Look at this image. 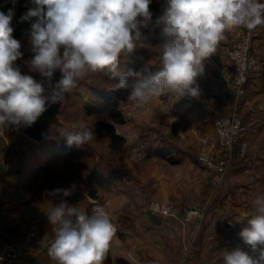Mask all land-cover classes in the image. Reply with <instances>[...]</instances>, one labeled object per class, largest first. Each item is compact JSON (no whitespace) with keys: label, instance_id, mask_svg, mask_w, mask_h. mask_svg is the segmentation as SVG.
<instances>
[{"label":"clouds","instance_id":"9594fccd","mask_svg":"<svg viewBox=\"0 0 264 264\" xmlns=\"http://www.w3.org/2000/svg\"><path fill=\"white\" fill-rule=\"evenodd\" d=\"M12 3L6 13L0 11V131L32 126L89 73L107 69L115 74L121 57L134 53L157 29L159 67L129 69L116 88L130 89L128 99L137 106L163 96L199 98L198 78L226 33L240 27L251 33L264 26V0H164L159 14L150 9L152 0H33L35 7L20 19L30 22L26 36L33 55L27 65L37 80L16 64L24 51L12 35L16 0ZM57 71L61 75L53 83ZM79 128L66 134L69 148H82L96 138L85 124ZM75 189L73 183L50 195L68 197ZM45 215L54 226L47 254L55 264H103L117 233L105 207L98 205L89 215L61 200ZM235 223L241 225L238 235L244 244L261 249L264 259V194L256 195ZM221 256L223 264H259L240 247L223 250Z\"/></svg>","mask_w":264,"mask_h":264},{"label":"crops","instance_id":"0c3cea01","mask_svg":"<svg viewBox=\"0 0 264 264\" xmlns=\"http://www.w3.org/2000/svg\"><path fill=\"white\" fill-rule=\"evenodd\" d=\"M243 30L240 27L228 31L216 54L205 63V73L198 78L199 98L175 101L163 96L143 105L146 120L141 116L132 132L133 170L137 171V178H119L112 197L95 188L88 189V198L78 208L90 215L94 207L103 206L117 225L103 264H171L176 256L178 264H223L221 251L236 247L264 264L261 249L253 251L244 244L238 235L241 225L235 223L239 212L250 208L252 199L260 194L258 180L253 177L264 168V76L260 67L251 73L239 101L249 139L246 159L234 158L220 180L215 177L216 168L202 163V158L216 157L215 117L227 113L232 106L227 94L233 76L228 50ZM256 31L255 51L264 58V26ZM154 54L157 61L153 68H158L159 52ZM38 143L43 149L39 168L34 172L44 170L53 161L44 136ZM157 147L163 151L159 156ZM158 160L162 174L156 171ZM0 162L6 165L0 174V236L26 240L27 264H54L47 254L54 226L49 224L45 212L55 202L37 197L33 190L38 180L27 178L28 170H19L13 176V165L1 158ZM90 191H95V198L89 195ZM155 197L173 207L171 214L157 215L159 224L147 215L148 203ZM195 209L201 216L190 214ZM30 223H35L36 231L27 238Z\"/></svg>","mask_w":264,"mask_h":264},{"label":"rangeland","instance_id":"374dc122","mask_svg":"<svg viewBox=\"0 0 264 264\" xmlns=\"http://www.w3.org/2000/svg\"><path fill=\"white\" fill-rule=\"evenodd\" d=\"M245 30L246 29L243 30L241 35ZM145 31L147 33V30ZM255 32L256 37L254 39L253 52L256 54L259 61L256 68L260 67L262 72L261 66L264 68V58H261L255 51V42L258 37L256 30ZM157 38L158 29L149 32L146 39L140 41L138 44V46L148 49L149 59L146 64L152 68L153 64L157 61V56L154 53L155 51L158 53L159 49L158 44L149 42V39ZM20 41L23 45L22 51H24V56L23 59L18 60L16 64L20 67L23 74L33 75L37 80H40L41 78L38 74L29 72L27 62L33 54L29 51L27 36L24 35ZM127 60V56L121 57L120 64L115 74L107 69L89 73L78 83L77 87L72 92L64 96L59 106V121L51 124L44 133V144L45 146H49L47 149L50 150L51 140H67V133L79 131L81 123L91 128L96 134V138L82 148H76L75 146L69 148L60 158L53 160L44 170L42 169L38 172H34V170H38L36 169L37 167L39 168L38 161L41 159L39 154L43 148L38 145V142L30 139L23 133V127L19 129L9 128L0 131V158L13 165V176L16 175L15 173H18L19 170H28V174L26 175L27 178H35L38 180V184L33 191L34 193L36 192L35 194L39 199L43 200L44 198H50L53 199L55 204L60 203L61 200H66L69 204L79 207L83 205V199L88 198V189L95 188L102 195L112 197L118 189L116 182L119 178L121 179L123 177L124 180L137 178V171L133 170V154L135 153L132 151L133 124L137 123L141 116L146 120V108L137 106L136 102L130 101L120 92L121 89H117L115 86L119 83L121 76L125 75L129 70L126 64ZM60 75L59 71L54 74L53 83L59 80ZM249 80L250 76L248 82ZM246 85L244 86L243 95L246 91ZM46 89L50 91L47 85ZM105 93H113L117 96L118 105L116 111L120 114L121 119L109 116L107 106H105L106 103L103 101L102 97ZM243 95L240 96V99ZM143 124H146V121H144ZM246 133L247 130H245V135ZM155 152L158 156L163 153L162 148L158 147L155 149ZM236 157V155H233V159ZM246 157L244 159H246ZM202 159V163L207 167L211 169L216 168L214 161L212 164H208L205 162L204 158ZM232 161L225 174L228 172ZM155 165L156 171L161 174L164 173L162 164L159 163V160L156 161ZM216 172L215 177L218 178V171ZM254 174H257L253 175V177L258 180L260 194H264V168ZM145 175H147L146 171ZM73 183L76 185L73 195L68 197L50 195L53 189L67 188ZM126 189L127 187L125 190ZM127 190L130 191V187H128ZM153 199L166 202L156 197ZM29 225L28 229L31 227L32 223ZM3 238L17 240L13 237ZM176 259H171V264H178L179 259ZM46 264L53 263L49 261Z\"/></svg>","mask_w":264,"mask_h":264},{"label":"built area","instance_id":"2783aa9c","mask_svg":"<svg viewBox=\"0 0 264 264\" xmlns=\"http://www.w3.org/2000/svg\"><path fill=\"white\" fill-rule=\"evenodd\" d=\"M256 32L247 30L239 39L233 42L228 51V58L232 71V81L227 86V94L232 99L231 109L215 117L213 125L216 136V157L204 158L205 162H215L219 177L227 171L233 155L244 159L249 150V139L245 135V127L240 115V96L243 95L244 86L247 84L250 73L258 66L259 61L253 52ZM264 75V68H262ZM214 159V160H213ZM147 209L156 215L167 216L171 214L172 206L166 202L151 200ZM190 214L201 216L198 210L190 211ZM36 225L32 224L28 229L27 238L35 235ZM26 240H13L0 237V264H27Z\"/></svg>","mask_w":264,"mask_h":264},{"label":"trees","instance_id":"16d2710c","mask_svg":"<svg viewBox=\"0 0 264 264\" xmlns=\"http://www.w3.org/2000/svg\"><path fill=\"white\" fill-rule=\"evenodd\" d=\"M164 0H152L150 5V9L155 14H159L162 10V4ZM13 7L12 0H0V11L7 12L9 8ZM35 7L33 0H16L15 3V15L13 17L11 26L13 27V37L17 40H21V38L27 34L28 29L30 28L29 21H21V16L24 15L30 8ZM149 42L158 44L159 36L157 39H149ZM128 60L126 61L127 67L129 69L138 70L142 65L146 64L149 59V51L147 48L142 46H137V49L134 53L127 55ZM22 72V70H21ZM23 74V73H22ZM129 90L121 89V93L128 98ZM103 101H105L108 109L109 116L113 118H120V114L116 111V107L118 105L117 96L113 93H105L103 94ZM69 147L67 146L66 140H51L50 141V150L51 160H56L60 158Z\"/></svg>","mask_w":264,"mask_h":264},{"label":"water","instance_id":"95a60500","mask_svg":"<svg viewBox=\"0 0 264 264\" xmlns=\"http://www.w3.org/2000/svg\"><path fill=\"white\" fill-rule=\"evenodd\" d=\"M61 101L57 103L50 104L47 110L38 118L37 122L30 127H23V133L33 139L36 142H41L43 140L44 133L46 129L54 123L59 121L58 111ZM6 165L3 162H0V174L5 171ZM89 195L92 198L96 197L95 191H90ZM147 215L150 220L155 223H160V218L151 211H147Z\"/></svg>","mask_w":264,"mask_h":264}]
</instances>
